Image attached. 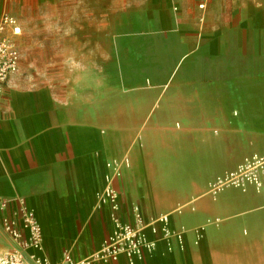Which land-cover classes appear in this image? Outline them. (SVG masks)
<instances>
[{"label":"crops","instance_id":"obj_1","mask_svg":"<svg viewBox=\"0 0 264 264\" xmlns=\"http://www.w3.org/2000/svg\"><path fill=\"white\" fill-rule=\"evenodd\" d=\"M73 12L96 34L74 37L72 93L13 91V75L0 98V199L25 201L53 262L66 250L91 254L112 231L110 208L97 200L108 161L151 154V185L191 186L190 174L158 172L183 168L161 165L163 156L188 154L190 169L193 155H204L207 165L210 145L217 139L223 148L225 137L248 138V155H264V0H73ZM166 178L180 180L159 181ZM249 191L234 199L231 226H204L195 243L202 223L188 224L216 214L185 215L177 226L170 219L188 228L184 248L159 243L135 264H194L211 254L223 262L226 250L245 262L250 249L264 264V187ZM119 192V218L131 222L133 203Z\"/></svg>","mask_w":264,"mask_h":264},{"label":"rangeland","instance_id":"obj_2","mask_svg":"<svg viewBox=\"0 0 264 264\" xmlns=\"http://www.w3.org/2000/svg\"><path fill=\"white\" fill-rule=\"evenodd\" d=\"M4 12L16 16L22 25V35L19 39L20 69L11 78V89L18 92L48 89L56 97L66 96V93L71 94L74 81H76V75L73 73L74 37L80 33L85 36H89L90 33L93 36L96 34L95 27H89L88 21L83 24V20L79 21L74 17L73 0H0V16ZM101 34L99 33V35ZM85 77L87 78L88 75ZM218 140L223 141L224 147L222 148L220 143L217 144V139H214L213 145H210L207 165L204 155L203 157L199 154L193 155L194 160L190 169L188 167L184 169L190 163L186 159L192 158L188 154L168 153L163 156L167 162L161 165L183 168L159 170L158 172L160 174H190L193 176L191 186L151 185L149 176L152 173V155H134L131 150L128 154L130 165L122 170V175L118 181L122 184L121 190H118L121 198L125 201L126 197L128 204L139 205L142 218L147 221L150 217L155 218L170 212L179 203L208 192V195L202 200L220 205L218 209H209L206 206L197 205L182 215L170 216L172 226L178 225L176 219L179 217L194 215L199 211H207L209 214L216 215L205 216L199 222L194 221L188 225L195 226L202 223L201 225L207 226L205 227L206 230L222 225L231 226L233 219L231 216L235 210L233 207L234 199L238 200L249 196L250 191L248 190L245 194L233 187L214 189L212 183L218 175L226 170L234 169L244 156L249 154L247 153L249 139L225 137ZM141 142L142 139H133V149H137ZM238 142L241 144L239 147L236 146ZM119 155L121 154L119 153ZM179 180V178H166L159 181L178 182ZM161 190H169L174 193L170 203L164 206L152 203L153 199L158 196V191ZM221 210L227 211L228 217L217 215L222 212ZM217 217L222 219L221 222L213 223ZM205 241L204 239L202 243ZM10 245L11 242L3 234L0 226V251L6 250ZM225 252L228 254L232 251L226 250ZM221 262V259H216L215 254H211L208 259L194 260L193 263L221 264Z\"/></svg>","mask_w":264,"mask_h":264},{"label":"built area","instance_id":"obj_3","mask_svg":"<svg viewBox=\"0 0 264 264\" xmlns=\"http://www.w3.org/2000/svg\"><path fill=\"white\" fill-rule=\"evenodd\" d=\"M204 8L202 1L198 5ZM22 25L19 19L7 12L0 16V98L4 96L11 76L20 69L21 51L19 39ZM130 158L124 155L106 163L103 189L97 193L100 205L110 208V219L113 229L103 240L100 248L91 254L75 258L70 250L62 253L57 262L51 261L45 254L44 237L40 221L34 212L27 207L20 197L0 199V226L11 245L0 251V264H103L116 261L121 257L129 264H135L144 255H151L157 250L159 243L164 244L167 251L174 247L184 248V235L188 228L171 227L170 215L163 214L145 221L139 206L132 205L133 220L122 221L118 191L114 182L122 175V170L129 167ZM235 188L247 192L253 188L261 192L264 187V155L251 154L245 156L234 169L226 170L218 175L212 188ZM213 189V190H214ZM204 225L196 228L195 243L201 238Z\"/></svg>","mask_w":264,"mask_h":264},{"label":"bare ground","instance_id":"obj_4","mask_svg":"<svg viewBox=\"0 0 264 264\" xmlns=\"http://www.w3.org/2000/svg\"><path fill=\"white\" fill-rule=\"evenodd\" d=\"M163 190L158 191V196H156L152 203H157L159 205H167L170 203V199L166 196L163 197ZM206 195H208V192L196 197V198H192L188 201L182 202L177 204L168 214L170 216H178L180 215V213H183L185 211H188L189 209H192L193 207H196L197 205H202V206H206L209 209H218L220 205L213 203V202H209L206 200H202L206 197ZM210 203V204H209ZM221 218L217 217L213 223L216 222H221ZM233 253V251H232ZM232 253L229 255H227L225 257V261H223L221 264H262V251L260 249H250V250H244L242 251L243 255L248 257L249 259L246 260L245 262H238L235 261L234 259L231 258ZM233 261V262H232Z\"/></svg>","mask_w":264,"mask_h":264}]
</instances>
